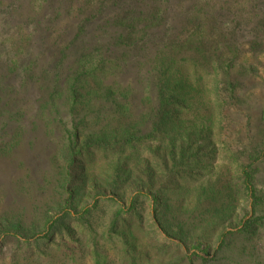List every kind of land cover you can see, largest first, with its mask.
<instances>
[{"label":"trees","instance_id":"16d2710c","mask_svg":"<svg viewBox=\"0 0 264 264\" xmlns=\"http://www.w3.org/2000/svg\"><path fill=\"white\" fill-rule=\"evenodd\" d=\"M191 1L197 5L190 6ZM209 1L0 0V248L11 240L35 248L56 239L74 245L82 232L91 238L87 254L101 264L99 229L107 236L122 231L129 244L125 230L147 226L145 201L153 218L165 219L163 187L153 188L165 175L163 157L141 172L139 156L151 154L156 135L173 138L167 107H205L200 87L209 70L221 77L233 99L239 81L233 71H247L236 55H210L204 27ZM261 124L264 129V108ZM57 145H62L60 153L49 159ZM92 150L114 158L109 173L107 168L101 172L105 180L88 172L95 161ZM63 153L70 169L59 165L55 183L64 199L39 225H28L25 208L11 211L8 202L17 203L36 178L51 182L52 163ZM79 162L81 181L76 178ZM249 169H242L241 194L253 215L221 239L252 241L264 229V190L256 189ZM141 173L155 178L145 181L151 194L139 190L146 179ZM125 183L137 185V192L129 200L116 199ZM78 186L85 190L83 199L75 197Z\"/></svg>","mask_w":264,"mask_h":264},{"label":"rangeland","instance_id":"374dc122","mask_svg":"<svg viewBox=\"0 0 264 264\" xmlns=\"http://www.w3.org/2000/svg\"><path fill=\"white\" fill-rule=\"evenodd\" d=\"M188 3L197 5L195 1ZM208 4L204 27L210 39V55H236L246 66L247 71L240 67L233 71L234 76H239L234 86L238 96L233 99L225 93L221 77L209 70L200 87L203 109L167 107L173 138L156 135L151 154L142 153L136 162L141 159L142 172L155 157H163L165 175L153 188L163 187L160 195L165 219L153 218L150 202L145 201L143 215L147 226L144 230H125L129 244L122 231L107 236L99 229L97 245L106 261L101 264H264V229H259L252 241L230 235L221 239L223 233L236 231L253 215L251 203H246L241 194L244 167H250L256 189L264 190V0H210ZM218 82L216 86L214 83ZM67 128L72 131L71 122ZM171 140L176 141L174 148L169 145ZM56 147L49 159L60 153L62 145ZM91 153L95 161L88 165V172L104 179L101 172L107 168L109 173L108 166L114 158L98 151ZM61 156L64 158L52 163L51 182L36 178L17 203L8 202L11 211L21 213L25 208L28 225H39L50 208L64 199L55 181L60 173L58 166H70L65 162L68 154ZM82 163L77 168L79 181ZM48 169V165L44 167ZM141 174L146 178L144 184L147 179H155ZM88 185V192L93 195L95 188L92 183ZM147 185L148 182L139 188L143 194H151ZM7 187L8 182L2 185ZM80 188H76L80 193L76 199L85 197V190ZM137 190L134 183H125L114 197L129 200ZM78 234L81 243L74 245L56 239L54 244L35 248L19 246L11 240L1 245L0 264H95L87 254L92 251L88 246L90 236Z\"/></svg>","mask_w":264,"mask_h":264}]
</instances>
